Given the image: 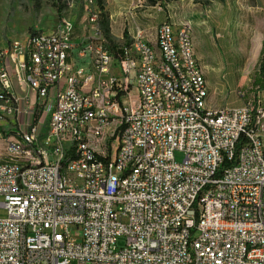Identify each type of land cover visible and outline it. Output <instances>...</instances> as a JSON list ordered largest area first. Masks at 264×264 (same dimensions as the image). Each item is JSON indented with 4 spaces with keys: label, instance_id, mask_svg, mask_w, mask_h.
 <instances>
[{
    "label": "built area",
    "instance_id": "built-area-1",
    "mask_svg": "<svg viewBox=\"0 0 264 264\" xmlns=\"http://www.w3.org/2000/svg\"><path fill=\"white\" fill-rule=\"evenodd\" d=\"M85 4L97 30L96 0ZM184 24L182 48L171 22L159 25L163 57L142 30L117 56L96 33L78 49L90 71L69 60L68 18L55 38L36 31L2 48L0 125L4 115L16 126L0 130V148L31 162H0V264H264V102L240 89L243 105L207 106ZM10 64L28 86L23 104Z\"/></svg>",
    "mask_w": 264,
    "mask_h": 264
},
{
    "label": "rangeland",
    "instance_id": "rangeland-1",
    "mask_svg": "<svg viewBox=\"0 0 264 264\" xmlns=\"http://www.w3.org/2000/svg\"><path fill=\"white\" fill-rule=\"evenodd\" d=\"M232 1L236 2L239 11H237V22L231 24L230 43L204 50L208 57V61L205 62L207 65L204 66L209 87L207 106L213 109L243 105L245 100L237 95V90L240 89L249 90L247 93L250 98L260 95L264 102V89H253L254 72L257 69L261 47L258 42L251 41L255 28L264 30V0H250L255 3L253 5L259 4L263 11L256 15V19L252 15H247L246 9L243 8V2L246 6L249 0ZM63 2L66 5L60 15L56 0H0V61L5 60L2 48L9 47L12 42H18L22 47L26 46L29 37L36 31L55 33L64 18L71 19L72 25H75L74 39L76 41L82 38H93L96 33H101V24L97 30L94 26H89L90 14L85 0H63ZM232 5H234L233 2ZM111 46L117 48L115 42L111 43ZM198 49L202 54V48L198 47ZM111 71L113 75H122L118 67L113 66ZM135 87V84L130 86L133 93H135ZM27 93L28 89L20 90L17 87L16 94L21 98L22 104ZM3 118L0 130L5 136H9L13 134L16 125L9 117L3 115ZM118 123L117 120L112 121L110 132L117 127ZM117 134L118 132L110 139L112 144L117 143ZM1 152L4 153V150ZM110 153H113L112 146ZM176 156L178 160L183 157L179 152ZM2 201L3 197H0V202ZM6 216L7 210L0 207V218Z\"/></svg>",
    "mask_w": 264,
    "mask_h": 264
},
{
    "label": "crops",
    "instance_id": "crops-1",
    "mask_svg": "<svg viewBox=\"0 0 264 264\" xmlns=\"http://www.w3.org/2000/svg\"><path fill=\"white\" fill-rule=\"evenodd\" d=\"M232 2L234 5H232ZM106 13L109 15L110 28L115 44L121 47L129 46L137 30H142L144 37L152 44L157 41V27L168 20L177 29L183 23H190L193 28L196 43V57L204 67L208 57L205 48L226 46L231 40V24L237 22L236 2L232 0H104ZM239 4V2H238ZM250 0L245 6L247 15L261 14V7L253 5ZM263 12V11H262ZM259 13V14H258ZM87 38L78 39V47L70 55L69 60L74 67L91 70L90 58L81 57L78 53L81 42ZM258 42L262 49L264 30L254 29L251 41ZM198 47L202 48V54ZM206 60V61H205ZM10 73L15 91L28 89L20 76L16 75L10 64Z\"/></svg>",
    "mask_w": 264,
    "mask_h": 264
},
{
    "label": "bare ground",
    "instance_id": "bare-ground-1",
    "mask_svg": "<svg viewBox=\"0 0 264 264\" xmlns=\"http://www.w3.org/2000/svg\"><path fill=\"white\" fill-rule=\"evenodd\" d=\"M173 32H171V47L182 48L183 35L185 32V24L179 28H175L171 23ZM157 37H159V26L157 27ZM48 38H55V33H48ZM15 47H22L18 42H15ZM148 50L150 55H156V57H163V50H157V45L148 42ZM47 121H54V112H47ZM86 139L78 140V147H85ZM24 151H34V144H24ZM0 162L27 165L31 162V155L17 154L12 152H1L0 149ZM67 162H74V155H67Z\"/></svg>",
    "mask_w": 264,
    "mask_h": 264
},
{
    "label": "trees",
    "instance_id": "trees-1",
    "mask_svg": "<svg viewBox=\"0 0 264 264\" xmlns=\"http://www.w3.org/2000/svg\"><path fill=\"white\" fill-rule=\"evenodd\" d=\"M58 4H56L58 14H62L65 8V2L63 0H56ZM104 0H96V9L100 16V24L102 27L101 33L104 36L106 41V45L111 50V52L117 56L121 53V46L112 47L111 43L114 42L113 36L110 28V19L109 15L106 13ZM115 48V49H114ZM253 89H264V41L263 46L260 51L259 59L257 61V69L254 72V88ZM249 92V90L247 91Z\"/></svg>",
    "mask_w": 264,
    "mask_h": 264
}]
</instances>
